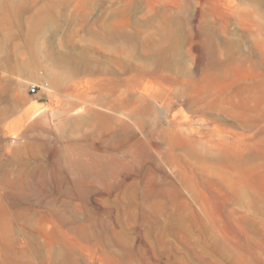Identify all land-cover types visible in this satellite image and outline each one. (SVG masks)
<instances>
[{
  "label": "rangeland",
  "instance_id": "374dc122",
  "mask_svg": "<svg viewBox=\"0 0 264 264\" xmlns=\"http://www.w3.org/2000/svg\"><path fill=\"white\" fill-rule=\"evenodd\" d=\"M0 264H264V0H0Z\"/></svg>",
  "mask_w": 264,
  "mask_h": 264
},
{
  "label": "built area",
  "instance_id": "2783aa9c",
  "mask_svg": "<svg viewBox=\"0 0 264 264\" xmlns=\"http://www.w3.org/2000/svg\"><path fill=\"white\" fill-rule=\"evenodd\" d=\"M37 90V85H32L31 91L35 92Z\"/></svg>",
  "mask_w": 264,
  "mask_h": 264
},
{
  "label": "bare ground",
  "instance_id": "6f19581e",
  "mask_svg": "<svg viewBox=\"0 0 264 264\" xmlns=\"http://www.w3.org/2000/svg\"><path fill=\"white\" fill-rule=\"evenodd\" d=\"M39 110H41V108H40ZM39 110H38V111H36V114L40 113V111H39Z\"/></svg>",
  "mask_w": 264,
  "mask_h": 264
}]
</instances>
